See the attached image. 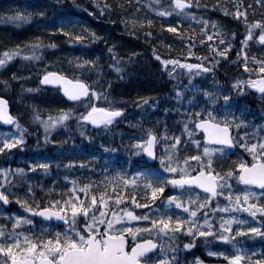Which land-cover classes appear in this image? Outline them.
<instances>
[{"label": "snow or ice", "instance_id": "snow-or-ice-1", "mask_svg": "<svg viewBox=\"0 0 264 264\" xmlns=\"http://www.w3.org/2000/svg\"><path fill=\"white\" fill-rule=\"evenodd\" d=\"M92 3L94 10L84 9L89 15L106 16L127 35L143 36L158 71L172 84L173 107L163 111L174 118L132 124L128 102L112 94L109 77L122 80L143 57L141 51L62 14L49 19L46 5L0 15L16 25L42 18L47 33L80 46L65 70L43 63L47 49L59 48L54 40L46 43L43 34L0 45V121L15 128L0 132V206L15 203L23 210L0 207V264H206L194 253L187 258L186 250L198 243L208 257L217 258L214 264H264V247L254 244L257 238L264 242V109L256 117L239 103L255 93L264 100V0ZM212 10L223 17L214 19ZM157 19L159 30L153 32ZM98 43L105 45L111 63L102 65L88 51ZM175 43L180 48L173 54ZM254 46L258 54L251 52ZM222 64L236 70L225 74L223 83L217 78ZM33 76L36 86L25 87ZM209 76L212 83L206 84ZM13 82L19 94L52 86L67 98L58 103L67 106L33 102L22 122L23 113L13 114L6 97ZM133 104L156 109L158 101L137 95ZM73 123L76 136L54 138ZM117 123L137 129L124 148L91 134L103 135ZM32 126L40 133L36 147L50 154L38 152L26 166L13 167L9 160L28 147ZM121 152L127 156L121 158ZM229 156L235 159H225ZM60 169L68 173L62 180L70 187L57 183ZM85 171L93 175L85 177ZM95 173L103 178L97 180ZM37 174L57 179L46 186L34 179ZM37 217L49 227L37 231Z\"/></svg>", "mask_w": 264, "mask_h": 264}, {"label": "trees", "instance_id": "trees-1", "mask_svg": "<svg viewBox=\"0 0 264 264\" xmlns=\"http://www.w3.org/2000/svg\"><path fill=\"white\" fill-rule=\"evenodd\" d=\"M222 2H225V0H222ZM46 5L47 6V16L49 19H52L56 17L57 15L62 14L63 17L68 18L70 17L74 22L75 21H81L85 25L102 29L104 34L111 40L114 39L117 43H124L125 46H128L131 44L135 47H140L143 49L142 53L144 54L143 57L134 62L132 65L128 67L127 73L125 74L124 78L122 80H114L113 81V91L112 94L124 101H127V120L131 121L132 124H135L137 120L143 121L146 125L150 123V121H163L165 119H170L174 117H169L164 114V108H171L173 107V104L170 103L171 99V92L170 89L172 87V84L168 83V77L166 75H161L160 71H158V65L154 62V58L151 57L149 52V45L145 42L143 36H140L139 38L132 37L127 35L126 33L122 32V25H114L111 22L107 20V17L105 16L104 19H99L96 16H91L88 14L87 11H84V9L91 8L94 10V4L92 3V0H3L0 1V7L4 8L3 11L0 12V15H2L5 12H8V14H11V11L9 10H27L32 11L37 5ZM77 5H82L83 8L78 7ZM211 16L214 19H221L223 17V13L212 10ZM112 19H117V17L113 16ZM161 21L157 19L156 23L152 26L150 30L153 32H157L159 30V25ZM0 24L4 27H7L10 24H13L11 22H4L2 19H0ZM16 25V24H15ZM39 26V27H38ZM43 34L45 42L47 43L49 40H54L58 45V49H47L44 53L45 60L43 63L52 62L53 65H57L60 68L67 69L68 63L67 60L69 57L79 55L80 54V46L78 45H70L66 44L64 42V38L62 36L56 35V34H50L45 31V29L42 27V18L35 17L32 21L23 23L20 25H17V27H12L9 30V34H4L2 31L0 32V39H3L6 44H9L10 42L15 41H21L26 38H31L33 35H41ZM13 35V36H12ZM164 35L167 37L168 42H173L171 38V34L165 32ZM110 36V37H109ZM180 45L179 43L174 44V50L173 54H175V50L179 49ZM163 54L167 55L166 50L159 49ZM88 51L91 54H94L99 57L100 63L108 64L111 63L109 60L108 53L105 49V45L103 43H98L95 45H91L88 48ZM200 51H203L201 48ZM260 49L258 47H253L251 49L252 53H259ZM121 55H123V50H121ZM34 64L39 62H33ZM43 63H40V67H43ZM15 67H13L11 70L13 71ZM16 69V68H15ZM38 69H34V71H37ZM50 70H56L55 67L50 66ZM105 70L108 72L109 69L105 68ZM134 71V72H133ZM236 70L228 64H222V66L217 71V78L223 83L226 80V75L228 77L234 75ZM5 76H7V73H5ZM144 76H150V78L153 80V85L150 89H147L144 87H141L139 85V81L141 80L140 77ZM136 77L138 79L133 80V78ZM95 78V77H93ZM212 77L209 76L206 84L212 83ZM37 81L35 80V76H33L28 83L25 84V87H35ZM3 90L0 89V92ZM137 95H150L154 99L158 101V106L156 109H144V108H136L133 104V101L135 100V97ZM6 97L10 100L12 108L15 112H18L19 110H27L26 104L28 101H30L32 98H36L35 101H38L39 98L43 97V99L47 100V103H41V105H44L43 107L48 108H55L56 104L61 100V93L55 91V89H49V88H43L39 93H33V94H19V86L17 83L13 82L12 87L7 91ZM64 99V98H63ZM66 100V99H64ZM239 103L241 106H247V108L255 114L256 117H259L261 114V110L264 109V100L260 99V96L256 94H249L245 97L241 98L239 100ZM130 106V107H128ZM27 119V114L21 118V121H24ZM256 123H261L259 119H256ZM111 131L107 132L103 135H97V133L92 132V135L97 136V141L104 140L105 143H108L109 141H113L112 146L115 147L117 145H120L121 148H124L123 144L120 142L119 139L124 136V134L128 131H134L135 127L130 126L128 123L126 125H118L117 127L110 126ZM4 127H0V132ZM75 124L73 123L70 125V128L67 130V135H73L76 136V133L74 132ZM136 129V128H135ZM42 131V130H41ZM40 133L37 132L36 126L29 127V134L27 135V145L28 147L23 151L22 153L24 155H28L29 150L36 145L35 138ZM128 136V135H127ZM78 138V136L76 137ZM127 138V137H126ZM199 139V134L196 137ZM47 152V149L45 150ZM17 153L15 154L16 157ZM121 158L124 156H127L124 154V152L120 153ZM12 158L9 160V163L12 165H16L17 159ZM115 157H113L114 159ZM0 163H3L2 160H0ZM73 175H76V173H73ZM90 175L89 172L85 171L83 173V176L88 177ZM95 178L97 180L102 178L103 173H95ZM37 221H39L37 219ZM46 225V224H44ZM256 248L264 247V242H261L259 238L254 242ZM207 260L206 263H209L212 260Z\"/></svg>", "mask_w": 264, "mask_h": 264}, {"label": "rangeland", "instance_id": "rangeland-1", "mask_svg": "<svg viewBox=\"0 0 264 264\" xmlns=\"http://www.w3.org/2000/svg\"><path fill=\"white\" fill-rule=\"evenodd\" d=\"M4 10V8H1L0 7V12L1 11H3ZM12 27H17V25H15V24H10V25H8L7 27H4V26H2L1 24H0V32L2 31L4 34H9V30L12 28ZM13 36V35H12ZM110 37V36H109ZM124 44V43H123ZM0 45H7L6 43H5V41L3 40V39H0ZM125 45V44H124ZM126 48L127 49H129V50H138V51H143V49L142 48H140V47H135V46H132L131 44H129L128 46H126ZM121 50H123V54H124V49H121ZM13 71H16V69L14 68L13 69ZM105 72H107L106 70H105ZM134 72V71H133ZM141 78V80L138 82L139 83V85L141 86V87H144V89L145 88H147V89H150L151 87H153V85L154 84H152V82H153V80L150 78V76H144V77H140ZM109 79H111L112 81H114V80H116V77L113 75V76H111V77H109ZM136 79H138V78H136V77H134L133 78V80H136ZM155 85H157V84H155ZM154 85V86H155ZM35 99L36 98H32L30 101H28V103L26 104V105H28V104H31V103H33V102H35V103H37V104H41L42 102L43 103H47V100H45V99H43V97H41V98H39V100L38 101H35ZM42 106H44V105H42ZM67 105H65V104H63V103H58V104H56V106H55V108L56 107H66ZM128 107H130V106H128ZM27 112H28V110H19L17 113H23V115L21 116V118L23 117V116H25L26 114H27ZM23 122V121H22ZM121 124H125V123H117V124H114L113 126L114 127H117L118 125H121ZM132 129H134V131H128V132H126L125 134H124V136L123 137H121L122 139H121V143L123 144V146L124 147H126L128 144H129V140H130V137H132L133 136V134H135L136 132H137V129H135V128H132ZM15 131V128L14 127H12V126H8V127H6L5 128V130H3V132H14ZM66 134H67V130H57L56 132H54L53 133V136H54V138H56V139H63V138H65L66 137ZM128 135V136H127ZM127 137V138H126ZM14 152L16 151V150H13ZM25 151V150H24ZM45 153V154H50V153H47L46 151H45V148H37L36 147V145L35 146H33L30 150H29V153L30 154H28L27 156L26 155H24L23 153H21V152H16L17 153V155H16V159H17V162H16V165L17 164H19L20 166H26L25 164H24V162L26 161V160H29V159H33L34 157H35V155H36V153ZM217 162L219 163L220 162V160L218 159L217 160ZM3 165V163H0V166H2ZM13 167H15V165H12ZM60 171V173H62L61 171H64L63 169H60L59 170ZM65 172V171H64ZM68 173L66 172V175H67ZM63 175H65L64 173H62V174H60V178L57 180V183L58 184H60L61 186H63L64 184H68V186L70 187L71 185H70V183L69 182H67V181H63L62 180V177H63ZM102 178H103V176H102ZM101 178V179H102ZM34 179H40V180H42L45 184H46V186L47 185H50V183H51V179H57V177H56V175L54 174L53 175V177L50 179L49 177H40V175L39 174H37V176L34 178ZM13 205H14V208H11V209H7V208H5L4 206H0V207H2L3 209H5V210H11V211H19V212H22L23 210L22 209H20V207H19V205H17V204H15V203H13ZM39 227V230H40V225H37V228ZM48 228V227H47ZM47 228H45V229H47ZM192 254L193 253H189L188 254V258L189 259H191L192 258ZM184 257H181V259H183Z\"/></svg>", "mask_w": 264, "mask_h": 264}, {"label": "water", "instance_id": "water-1", "mask_svg": "<svg viewBox=\"0 0 264 264\" xmlns=\"http://www.w3.org/2000/svg\"><path fill=\"white\" fill-rule=\"evenodd\" d=\"M47 87H52V86H47ZM0 123H4V122L0 121ZM55 222H58V223L62 224V222H60V221H55Z\"/></svg>", "mask_w": 264, "mask_h": 264}]
</instances>
